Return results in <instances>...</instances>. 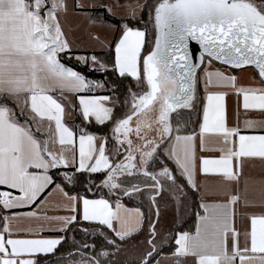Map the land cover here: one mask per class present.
Returning <instances> with one entry per match:
<instances>
[{
  "label": "snow or ice",
  "instance_id": "1",
  "mask_svg": "<svg viewBox=\"0 0 264 264\" xmlns=\"http://www.w3.org/2000/svg\"><path fill=\"white\" fill-rule=\"evenodd\" d=\"M76 7L83 5L77 2ZM66 11L67 0H0V186L19 192L13 196L11 191H0V205L4 209L35 205L49 186L55 184L52 170L59 173L61 168L70 166L75 172H104L107 178L103 187L113 195L117 189L125 196L142 190L135 183L122 188L120 176L148 177L153 181L149 187L157 195L163 190L161 177L176 184L178 178L168 167L153 174L148 165L161 145L173 139L172 114L192 107L197 65L192 62L190 40L203 50L199 57L201 64L208 57L209 63L216 60L237 69L254 66L260 83L264 84V0H159L154 8V47L144 54L146 33L127 25L115 45V70L119 76L131 77L137 85L146 87L143 93H130L129 112L115 119L114 103L108 106L111 97H77L85 122L94 118L97 124L104 125L114 120L112 131L118 147L112 149V154L119 157L121 148L127 153L123 160L114 162L106 154L107 141L97 146L98 137L83 131L77 137L65 123V105L54 95L57 91L78 94L103 87L66 67L59 59L61 53L70 50L59 20L60 12ZM77 59L88 62L85 57ZM90 59L107 70L96 56ZM206 76L208 85L215 78L217 85L236 88L235 76H225L219 71L208 72ZM237 94H242L245 110L264 111V88L240 87ZM225 97L224 92L207 95L199 133L201 150H205L207 135H218L226 147L217 149L223 153L219 157H201L200 171L231 181L239 179L234 160L238 166L245 157L264 158V135L247 136L235 128L229 129ZM19 117H24L23 122ZM38 133L46 138L41 139ZM133 134L141 143H134L130 138ZM235 137L238 146L235 139L230 140ZM174 141L167 154L174 159L181 176L195 187L196 136L177 134ZM63 180L73 184L77 177L64 172ZM55 186L67 198L68 210L74 213L52 218L62 222V230L77 222L79 213L84 221L112 229L120 241L136 231L122 218L123 206L119 201L113 207L108 199L71 196L61 185ZM151 199L155 203V195ZM239 200L238 195H231L227 203L211 208L201 205L205 215L200 217L195 235L184 232L175 240L173 255L177 264H184L181 258L189 257L193 264H264V215L251 216L250 230L242 234L235 226V205ZM134 211L143 215L139 209ZM26 215L34 217L36 213ZM13 218L5 217L8 222L0 225V264H38L36 255L54 253L62 244L63 238H11ZM114 221L120 223L119 230L114 228ZM152 234L155 235L154 226ZM107 242L115 244V240ZM154 251L153 245V251L146 254L141 264H151ZM100 255L107 257L109 253ZM77 264H101V261L95 256H81Z\"/></svg>",
  "mask_w": 264,
  "mask_h": 264
},
{
  "label": "crops",
  "instance_id": "2",
  "mask_svg": "<svg viewBox=\"0 0 264 264\" xmlns=\"http://www.w3.org/2000/svg\"><path fill=\"white\" fill-rule=\"evenodd\" d=\"M70 1L72 2V4L70 5L69 9L66 12H60L59 14V20L62 30L65 34V38L67 39L70 45V50L66 52L104 51L110 47L118 31L120 32L119 39L121 38L123 31L125 30V26L122 25L121 28H118L114 24L103 23L100 20V18L93 19L89 12L90 10L93 9H83L80 7H76V3H75L76 0H70ZM101 1L104 4H107V2L109 4L108 0H101ZM145 2L146 0L138 2V4L140 5L138 7L139 11H141V8ZM141 14L139 12L138 15L134 18H139ZM79 15L83 16L84 18L86 17V19H88V25L86 26V30H85L90 37L89 41L86 43L87 44L86 46L88 47H85L82 44V42L78 40L77 33L75 32L76 26H73L72 24V22L75 23L77 22ZM134 18H127V19H134ZM131 28H133L134 30L143 29L142 27L139 26H135ZM92 46H96V48L98 47V49L93 51L94 47ZM65 66L69 67L67 65ZM92 67L100 68V64L92 63ZM216 71L223 72L225 76H235L237 78L236 88H232L230 86H225V85H217L215 83V78H214V83L208 85L206 73L216 72ZM247 71L248 70H242L233 73L223 68H218L213 64H211V66H205L203 70L202 73L203 88H204L203 105L199 120L198 140L196 143V153H195L196 171L193 177L195 181V187H192L190 184H188V186L197 193L201 212L196 216L195 229L193 232L189 233L191 235H195L197 226L200 224V217L205 215L204 208L201 207V205H207L211 208V206L213 205L224 204L227 203L231 195H238L240 197V200L235 205V213H236L235 226L237 230H239L242 234L250 230L251 216L264 215V158L245 157L241 159L238 166H237V162L234 160L233 162L234 170L238 172L239 175L238 180L228 181L222 175H218V174L205 175L202 174L200 171L201 157H219L223 153H221L217 149H219L220 147H226L222 143V138L219 137L218 135H207L205 137V144H204L205 150L202 151L200 147V137H199L200 125L203 122V109L207 104V95L209 93H215V92L226 93V97H225L226 125L229 129L235 128L239 131L240 134L247 136L264 135V111L257 109L245 110L243 108L242 94L240 95L237 94V89L240 87L251 88V89L264 88V84L260 83V80L254 74V72L251 74L248 73ZM95 83L102 84L100 82H95ZM54 95L58 98H61V102L65 105V117H64L65 123L74 131V133H76L77 137L79 136L81 131L85 132L81 127H78L74 123L76 117V109H78V113L82 117L79 101L77 98L78 95H97V96L107 95L111 97V101L109 102L108 106H112V104L114 103V101L112 100L113 96L111 94H107L105 89H101V88H96L93 91L78 93V94L68 91H64L63 93L57 91ZM19 118L21 122H23L24 117H19ZM91 121L95 122L94 118ZM38 135H40L41 139L46 138L45 136L39 133ZM93 135L98 137L97 146H99L101 142L106 141L104 137L100 135H96V134ZM231 139H235L237 141V146H238V137L230 138V140ZM105 147H106V154L109 155L108 152L109 148L107 143L105 144ZM61 169H73V168L70 166L69 168H61ZM53 171L55 170H52V172ZM180 175H181V170H180ZM183 178L187 182V178L186 177ZM55 185H61V184L55 183L49 186L46 192L42 195L40 201L35 205L15 208L11 210L4 209L3 206L0 205V213L2 218L1 225L8 222L5 221L4 219L5 217L8 218L15 217L13 219H10V227L12 229L11 238H27V239L63 238L62 244L58 246L59 249L67 245V241L68 239H70L71 230L74 227L83 224H86L87 226H95L99 224L98 222L84 221L82 219V215L76 213V215L78 216L77 222L71 224L66 230H62L63 228L62 222L52 218L69 217L74 213H71L68 210L67 198L56 188ZM61 187L63 186L61 185ZM1 189H7V188L6 186H0V190ZM7 191H11L13 196L19 195V192L17 190L7 189ZM64 191L66 190L64 189ZM69 195L84 197L88 199H100V194L97 197H87L77 194H69ZM119 203L123 206L121 209V216L124 220L127 221V226L136 229V231H134L132 235H130L125 239L127 240L131 236L138 234L143 229L146 221V212L144 208H142L139 205H130L125 202H119ZM135 209H139L140 213H142L143 215L142 216L138 215L134 211ZM28 212H35L36 216L34 217L27 216L26 214ZM113 224H114V228H116L117 230L120 229L121 225L119 222L114 221ZM110 230L115 235V232L112 229ZM176 237H179L178 233ZM240 240H241V245L243 246L244 244L243 235H241ZM173 242L175 244V249H176L177 245L175 241ZM175 249L172 252L160 254L151 263L177 264V259L173 255ZM54 253H50L47 255L38 254L34 257V259L37 260L38 264H44L45 261L39 262V258L43 256H53ZM181 259L184 260V264H193L191 257L186 259L185 258H181Z\"/></svg>",
  "mask_w": 264,
  "mask_h": 264
},
{
  "label": "water",
  "instance_id": "3",
  "mask_svg": "<svg viewBox=\"0 0 264 264\" xmlns=\"http://www.w3.org/2000/svg\"><path fill=\"white\" fill-rule=\"evenodd\" d=\"M159 0H146L143 4L141 11L142 13L147 8L148 21L141 22L142 24L149 26V32L146 28L141 31L146 33L145 36V48L149 43L147 51L144 50V54L150 51L154 47L156 29L154 20V8L158 4ZM149 38V41H148ZM189 51L193 53L192 62L197 65L196 77L194 85V99L192 101V107L190 109H178L177 113L172 114V127L174 129L173 139L166 140L158 149L155 157L149 161L148 171L153 174L159 173L163 167H168L170 171L178 178L176 184L171 181L165 180L161 177L163 183V190L156 194V190L149 187L153 184L148 177L143 175H137L135 177L120 176L118 182H122V188H130L133 183L138 184L142 189L140 192H134L131 196L123 195L121 189L113 190L114 195L110 193L109 189L103 187V181L107 178L104 173L102 179L96 183L94 187L86 185L88 192L91 196L100 194V198H105L115 207L117 201L119 202H134L135 204L143 207L147 214V222L142 231L134 238L127 242H122L112 233L110 229L103 225L95 226H84L78 225L71 230L70 233V245L69 250L62 255L55 256L45 261L44 264H77L81 260V256L88 258L95 256L101 261V264H141V261L147 258L146 254L153 251V245L155 251L153 256L150 258L151 262L157 258L164 249L170 247L179 231L185 224V222L193 215L194 205L192 192L189 189L188 184L184 178L180 175V169L175 164L174 159L169 158L167 151L175 143L174 136L179 134L184 135H195L197 143L198 140V127L199 120L202 112L203 105V70L211 58L205 57V62L201 64L200 55L202 49L196 41H189ZM213 65L218 68L227 69L234 72L251 69L260 80L258 76V70L254 66H244L242 68H232L229 65H225L220 61L211 60ZM134 84L129 85L128 100L125 105L127 107L123 118L130 110L131 95L130 93H143L146 91L144 85H137V82L129 77ZM151 115V114H150ZM186 116L189 118L188 132H186V126L175 122L177 117ZM117 118V119H120ZM115 123L113 122L110 127V139L112 142L111 147L108 149L109 156L114 162H120L124 156L127 155L124 149L121 148V155L115 157L112 154V149L118 147L115 141V135L113 128ZM179 128V132H175V129ZM135 144L141 143L136 136L133 134L131 137ZM126 147V145H125ZM139 159V157H138ZM156 164H160V167L154 168ZM155 195V203H153L151 197ZM155 228V235L152 234V228ZM108 240H115V244H109ZM151 240L152 244L148 241ZM89 247L85 248L84 246ZM95 246L94 248L92 246ZM101 252H108L107 257L101 256Z\"/></svg>",
  "mask_w": 264,
  "mask_h": 264
},
{
  "label": "trees",
  "instance_id": "4",
  "mask_svg": "<svg viewBox=\"0 0 264 264\" xmlns=\"http://www.w3.org/2000/svg\"><path fill=\"white\" fill-rule=\"evenodd\" d=\"M89 12L93 19L100 18V20L103 23H111V24L116 25L118 28H121L122 25L124 24L127 25L128 27L139 26L142 28H146L149 32V26L141 23V22L146 23L148 21L147 8L143 12L141 19H135V20L118 18L110 14L106 8L93 9V10H90ZM119 37H120V32L118 31L110 47L104 51L64 52V53H61L59 56L63 64L71 67L77 72H80L89 81L102 83L105 88L106 93L113 94L116 97L117 103L115 104V111H114L115 119L122 117L127 109L125 103L128 100L129 83L132 82L129 77H120L117 70H115V45ZM148 41H149V38H148ZM148 48H149V43H147L145 51H147ZM92 56H96L97 60L103 63L106 66L107 70L92 67L91 59H90ZM77 57L88 58V62L84 63L83 61L78 60ZM230 72L236 73L234 71H230ZM181 117H183V121L181 120L182 124L187 127L186 132H188L189 118L186 116H181ZM178 118L179 117L175 119L176 123H178V120H177ZM113 122L114 120H111L110 122H107L104 125H99L93 121L85 122L83 118L81 117V115L78 113V109H76V117H75L74 123L78 127H81L87 133L96 134V135H100L104 137V139L107 141L108 148H110L112 145L109 133H110V127ZM178 124H181V123L179 122ZM64 172H68L69 175L74 174L77 177V180L73 184H68L66 181L63 180ZM52 175L54 177L55 183L61 184L69 194H77V195H82V196H87V197H97L99 194L95 196H91L89 194L88 189L86 188V185L89 184L92 187H94L96 183L102 179L104 173H101V172L100 173H88V172L81 173V172H75L74 169H60L59 173H57V170H55L52 172ZM189 189L192 192V196H193L194 213L185 222L183 227L179 229L178 232L180 233L193 232L195 229L196 216L201 212L200 207H199L197 193L193 191L190 187ZM1 219L2 218L0 214V225H1ZM146 222H147V214H146V221H145L144 227L146 225ZM83 225L87 226L86 224H83ZM137 235L138 234L133 235L127 240L134 238ZM69 245H70V241L68 239L66 246L59 248L53 254V256L40 257L39 262L47 261L48 259L53 258L55 256L65 254L69 250ZM174 248H175V244L173 242L172 245L164 249V251L161 254L172 252Z\"/></svg>",
  "mask_w": 264,
  "mask_h": 264
},
{
  "label": "rangeland",
  "instance_id": "5",
  "mask_svg": "<svg viewBox=\"0 0 264 264\" xmlns=\"http://www.w3.org/2000/svg\"><path fill=\"white\" fill-rule=\"evenodd\" d=\"M109 4L107 2V4H104L101 0H76V4L77 2H79L80 4L83 5V9H99V8H106L107 11L118 17V18H134L138 15V13L140 12V14L142 13L141 11L138 10V7L140 6L138 4V2L143 1V0H108ZM145 1V0H144ZM72 4V2L70 0H67V10L69 9L70 5ZM143 14V13H142ZM142 14L140 15L139 18H134L135 19H141ZM69 18V17H68ZM77 23V24H76ZM72 22L73 26H76L75 28V32L77 33L78 36V40L80 42H82V44L85 47L87 42L89 41V35L88 33H86V26L88 25V19H86V17L84 18L83 16L79 15L77 22ZM125 26V24L123 25ZM94 47L93 51H95L96 49H98V47L96 48V46H92ZM92 61H91V65H92ZM212 63H207L206 66H211ZM248 73H253V70L251 69H247ZM103 85V84H102ZM101 89H105L104 86L101 87ZM112 100L114 101V103H117L116 97L111 94ZM1 214V213H0ZM180 235V232H178V236ZM178 237H176L174 240H176ZM175 249V248H174ZM153 264V263H151Z\"/></svg>",
  "mask_w": 264,
  "mask_h": 264
},
{
  "label": "flooded vegetation",
  "instance_id": "6",
  "mask_svg": "<svg viewBox=\"0 0 264 264\" xmlns=\"http://www.w3.org/2000/svg\"><path fill=\"white\" fill-rule=\"evenodd\" d=\"M130 84H131L132 86H134V84H133L132 82H130L129 85H130ZM177 120H178V123L180 122V123L182 124L183 117H179ZM181 120H182V121H181ZM182 125H183V124H182ZM158 167H160V164H156V165L154 166V168H158ZM128 204H130V205H137V204H135V203L132 202V201H131V202H128ZM142 208H143V207H142ZM144 210H145V209H144ZM145 212H146V211H145ZM141 231H142V230H141ZM141 231H140V232H141ZM140 232H139V233H140ZM139 233H138V234H139ZM131 239H132V238H131ZM129 240H130V239H129ZM129 240H124V241H122V242H127V241H129ZM129 264H132V263H129Z\"/></svg>",
  "mask_w": 264,
  "mask_h": 264
},
{
  "label": "built area",
  "instance_id": "7",
  "mask_svg": "<svg viewBox=\"0 0 264 264\" xmlns=\"http://www.w3.org/2000/svg\"><path fill=\"white\" fill-rule=\"evenodd\" d=\"M0 191H7V189H1Z\"/></svg>",
  "mask_w": 264,
  "mask_h": 264
}]
</instances>
